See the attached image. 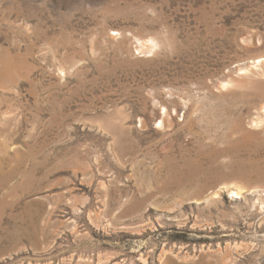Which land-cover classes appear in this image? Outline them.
Segmentation results:
<instances>
[{"label":"rangeland","instance_id":"1","mask_svg":"<svg viewBox=\"0 0 264 264\" xmlns=\"http://www.w3.org/2000/svg\"><path fill=\"white\" fill-rule=\"evenodd\" d=\"M260 61L264 0H0V264H264Z\"/></svg>","mask_w":264,"mask_h":264},{"label":"bare ground","instance_id":"2","mask_svg":"<svg viewBox=\"0 0 264 264\" xmlns=\"http://www.w3.org/2000/svg\"><path fill=\"white\" fill-rule=\"evenodd\" d=\"M260 64L263 66V69H264V61H260ZM261 76L264 77V71L263 73L261 74ZM264 84V83H263ZM256 88V87H255ZM176 111V110H175ZM261 111L263 113V116H262V119L264 120V101L262 103V107H261ZM164 118L163 120L161 121V126L164 127L166 129L167 125L169 124V122L173 119V116L170 114V111H169V107L168 106H164ZM168 122V123H167ZM170 126V124H169ZM169 128V127H168Z\"/></svg>","mask_w":264,"mask_h":264}]
</instances>
